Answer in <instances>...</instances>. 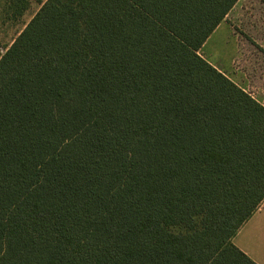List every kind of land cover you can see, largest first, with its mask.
I'll return each mask as SVG.
<instances>
[{
    "label": "trees",
    "instance_id": "1",
    "mask_svg": "<svg viewBox=\"0 0 264 264\" xmlns=\"http://www.w3.org/2000/svg\"><path fill=\"white\" fill-rule=\"evenodd\" d=\"M238 1L40 3L0 55V264H256L264 105L199 55Z\"/></svg>",
    "mask_w": 264,
    "mask_h": 264
},
{
    "label": "rangeland",
    "instance_id": "2",
    "mask_svg": "<svg viewBox=\"0 0 264 264\" xmlns=\"http://www.w3.org/2000/svg\"><path fill=\"white\" fill-rule=\"evenodd\" d=\"M0 0V55L45 0ZM11 3V5H10ZM199 55L264 105V0H239Z\"/></svg>",
    "mask_w": 264,
    "mask_h": 264
},
{
    "label": "crops",
    "instance_id": "3",
    "mask_svg": "<svg viewBox=\"0 0 264 264\" xmlns=\"http://www.w3.org/2000/svg\"><path fill=\"white\" fill-rule=\"evenodd\" d=\"M233 244L256 264H264V203L240 228Z\"/></svg>",
    "mask_w": 264,
    "mask_h": 264
}]
</instances>
